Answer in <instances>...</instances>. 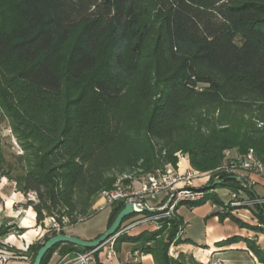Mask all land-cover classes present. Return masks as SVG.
I'll list each match as a JSON object with an SVG mask.
<instances>
[{
  "label": "trees",
  "instance_id": "obj_1",
  "mask_svg": "<svg viewBox=\"0 0 264 264\" xmlns=\"http://www.w3.org/2000/svg\"><path fill=\"white\" fill-rule=\"evenodd\" d=\"M0 111L22 150L9 159L0 133V179L33 193L37 221L52 219L60 233L91 217L95 197L119 176L177 167L178 152L198 172L233 147L264 161V0H0ZM214 180L204 199L179 206L222 205L215 187H241L226 180L206 189ZM124 206L113 203L107 228ZM254 211L259 226L217 214L264 233V205ZM182 225L175 213L114 246L132 242L156 264H196L169 253L191 242L180 238ZM10 228L2 223L0 234ZM56 234L29 247L33 261ZM248 243L264 264V249ZM91 249L58 243L41 264L57 250Z\"/></svg>",
  "mask_w": 264,
  "mask_h": 264
},
{
  "label": "built area",
  "instance_id": "obj_2",
  "mask_svg": "<svg viewBox=\"0 0 264 264\" xmlns=\"http://www.w3.org/2000/svg\"><path fill=\"white\" fill-rule=\"evenodd\" d=\"M178 156L177 167L167 165L164 169L154 173H148L136 179L133 175H123L118 178L111 189H103L95 197L92 210L94 213L112 206L117 201L131 202L135 216L122 223L117 234L100 247L76 253L74 257L64 260L59 264H89L94 260V255L100 248H107V257H116L114 246L116 238L123 233H128L140 225H155L158 228L162 223L177 213V209L183 201H200L204 199L206 192L203 185L212 177L221 179L223 176L236 175L241 187L237 190L229 189V198L223 204L213 203L218 212H230L237 219L259 226L255 209L258 205H264V192L256 189L260 186L264 189V181L260 182L256 177L264 179V161L261 160L255 150L250 148L246 153H233L232 149L225 150L223 162L211 171L198 172L191 166L181 172L180 165L184 159H189L182 152ZM130 178L131 182L124 180ZM203 179L204 184L196 183ZM249 191H252L250 194ZM163 196L160 199V196ZM158 200L157 205H151V201ZM19 211H17L18 213ZM82 220V219H80ZM67 221V220H64ZM3 222L0 219V225ZM53 229L60 233L62 227L53 221ZM0 264H7L17 257L11 251L13 245L0 234Z\"/></svg>",
  "mask_w": 264,
  "mask_h": 264
},
{
  "label": "crops",
  "instance_id": "obj_3",
  "mask_svg": "<svg viewBox=\"0 0 264 264\" xmlns=\"http://www.w3.org/2000/svg\"><path fill=\"white\" fill-rule=\"evenodd\" d=\"M188 167H190V161L184 159L179 170L184 172ZM5 179H0V216L5 215V220L2 222L11 226L4 237L9 243H12L11 251L17 254V257L7 264H33V252L29 247L34 243L43 241L49 230L44 228L42 223L38 225L36 212L31 206H27L26 210V215L29 209L34 211V222L31 225H23L22 219H25L26 215L19 217L18 221L16 220L18 215L13 213V204L15 201L21 200L22 192L13 191L4 195L2 191L6 185V182L3 181ZM256 179L260 182L264 181L260 176ZM196 183L201 185L204 180L198 179ZM256 187L264 192V189L260 186ZM15 194L18 195L17 198L19 199L15 198ZM162 197L161 195L160 199ZM9 199H12L11 203H8ZM157 204L158 200L151 201V205ZM217 213L219 212L213 207L211 201L198 206H179L177 214L183 219L179 236L182 240L188 239L191 242L173 244L170 250H173L174 253L170 251V255L178 257V254L182 253L186 259H190L192 263L196 264H263L249 248L248 240L254 241L264 249V233L242 228L235 220L230 217L221 219ZM157 228L155 225H140L128 232V235L137 236L144 231H152ZM31 231H34V233H31ZM28 233L29 238L26 237ZM68 234L76 235L74 233ZM97 236L82 238L91 240ZM234 236L239 237L240 240L230 244H221L222 241ZM12 237H15L16 240H12ZM18 242H21V244ZM0 247H3L1 243ZM116 253V257L109 259L106 246L102 247L95 253L94 260L89 264H156L152 254L139 251L135 248V244L129 241L120 244L118 249L116 248ZM74 256L75 253H61L57 250L48 264H59Z\"/></svg>",
  "mask_w": 264,
  "mask_h": 264
},
{
  "label": "rangeland",
  "instance_id": "obj_4",
  "mask_svg": "<svg viewBox=\"0 0 264 264\" xmlns=\"http://www.w3.org/2000/svg\"><path fill=\"white\" fill-rule=\"evenodd\" d=\"M64 56L62 55L59 57V59H57V61L59 63H61V66L64 62ZM0 133L2 136V142L4 145V149L6 151V156L9 159L14 160L13 155L14 154L18 155V154L22 153V150H21L19 144L17 143L16 139L12 135V132H11L9 125H8V121L6 119L2 118L1 111H0ZM231 149L233 150V153H239L237 148L233 147ZM141 176L142 175H140V174H137V176L133 175V177H135L136 179H140ZM3 181L6 182V185L2 191V193L4 195H7L13 191H17L15 182L9 180L8 178H6ZM4 183H2V184H4ZM203 184L204 183H202L201 185H203ZM205 185L206 184H204L203 186H205ZM255 188L260 190V188H258V187H255ZM213 190L218 193V195L220 196L222 201L225 202L228 200L229 188L219 186V187H215ZM20 198H21V200H17L13 204V213L15 215L16 214L18 215L17 216L18 218L16 219L17 221H18L19 217H23L26 215V210L28 208L27 207L28 206V204H27L28 200L34 199L35 195L33 193H30L28 195H24L22 193V196ZM17 199H19V198H17ZM213 203L215 204V202H212V204ZM17 211H19V212L17 213ZM110 214H111V207L108 206L105 209L94 213L91 217L84 219V220H80L77 224L73 225L72 227H71V225L65 226L64 229L66 230V233H74V234H76V236H79V237L81 236V238L82 237H88V238L94 237L100 233H103L107 229ZM34 216H35V214H34ZM34 216L32 217L33 221H34V219H33ZM0 219H1V221L4 222L5 215L2 217L0 216ZM41 223L43 224V227L46 228L47 230L53 229V220L52 219L47 218L43 222H38V225H41ZM170 251L172 253H174L173 250H169V253H170ZM178 256H179V254H178Z\"/></svg>",
  "mask_w": 264,
  "mask_h": 264
},
{
  "label": "water",
  "instance_id": "obj_5",
  "mask_svg": "<svg viewBox=\"0 0 264 264\" xmlns=\"http://www.w3.org/2000/svg\"><path fill=\"white\" fill-rule=\"evenodd\" d=\"M226 180H238V177L236 175H230L221 179H216L213 181V183L208 184L206 186V189L213 188L217 184L222 183ZM132 213H133L132 203L126 202L124 208L116 216L115 220L110 225V227H108L103 233H101V235L91 240L83 239L79 236L70 235L68 233H57L56 235L51 236L39 248L34 258L33 264H41L42 259L45 256V254L48 252V250L58 243H72L74 245L84 248L100 247L104 242H106L108 239H110L111 237L117 234L119 228L122 225L123 220L126 217L132 215Z\"/></svg>",
  "mask_w": 264,
  "mask_h": 264
},
{
  "label": "bare ground",
  "instance_id": "obj_6",
  "mask_svg": "<svg viewBox=\"0 0 264 264\" xmlns=\"http://www.w3.org/2000/svg\"><path fill=\"white\" fill-rule=\"evenodd\" d=\"M15 198H17V194L14 195ZM12 199H9L8 203H11ZM10 205V204H9ZM28 215L25 216V219L23 218V225H31L34 221L32 220V217L34 216V211L32 209L28 210ZM31 233H34V231H31ZM26 237L29 238V233L26 234ZM12 240H16L15 237H12ZM19 244H21V242H18Z\"/></svg>",
  "mask_w": 264,
  "mask_h": 264
}]
</instances>
